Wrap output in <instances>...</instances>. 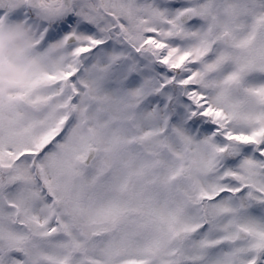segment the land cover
Instances as JSON below:
<instances>
[{"label": "snow or ice", "instance_id": "1", "mask_svg": "<svg viewBox=\"0 0 264 264\" xmlns=\"http://www.w3.org/2000/svg\"><path fill=\"white\" fill-rule=\"evenodd\" d=\"M0 264H264V0H0Z\"/></svg>", "mask_w": 264, "mask_h": 264}]
</instances>
